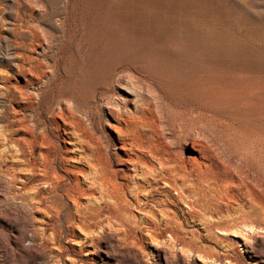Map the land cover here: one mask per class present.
<instances>
[{
  "label": "rangeland",
  "instance_id": "rangeland-1",
  "mask_svg": "<svg viewBox=\"0 0 264 264\" xmlns=\"http://www.w3.org/2000/svg\"><path fill=\"white\" fill-rule=\"evenodd\" d=\"M20 16L56 41L43 57L55 65L58 84L37 109L22 112L30 126L46 118L44 108L58 91L74 90L94 135L112 142L108 125L115 121L110 111L123 108L124 100L131 108L132 101H142L183 125L184 136L192 134L203 147V156L194 164L195 180L235 175L225 183L226 195L218 198L223 207L213 199L216 211L227 215L231 208L224 206L245 198L246 171L253 170L250 147L264 148V133H259L264 129V0H0V132L17 116L13 107H19L6 86L23 81L14 64L11 32ZM102 90L107 93L104 97ZM165 99L181 107L167 110L160 106ZM190 109L198 111L191 113ZM223 137L229 142L236 139L239 146L231 148ZM2 141L0 136V149L4 148ZM14 152L11 147L3 154L9 165L16 163ZM191 152L189 145L186 158ZM234 163L241 169L236 170ZM6 188L0 186V206L12 201ZM0 211L9 223L0 222V264H33L29 260L37 252L23 248L28 244L24 228L5 209ZM178 215L186 229L201 237V244L223 251V235L209 231L201 215ZM16 226L18 232L12 230ZM61 239L67 250L61 260L49 258L50 264H69L67 254L77 256L73 249L83 254L94 251L84 255L97 264H133L103 242L81 250L66 242L67 235ZM250 242L252 250L236 245L241 259L247 264H264V247ZM48 245L52 252H59L51 242ZM43 253L47 255L45 249ZM145 257L157 259L154 244L147 243ZM48 263L37 259L36 264Z\"/></svg>",
  "mask_w": 264,
  "mask_h": 264
},
{
  "label": "bare ground",
  "instance_id": "bare-ground-1",
  "mask_svg": "<svg viewBox=\"0 0 264 264\" xmlns=\"http://www.w3.org/2000/svg\"><path fill=\"white\" fill-rule=\"evenodd\" d=\"M15 25L11 28L14 64L23 81L6 86L19 107H13L17 116L0 132L4 147L0 149V183L10 189L12 197L0 209L24 228L28 244L23 248L37 252L29 262L61 260L67 250L61 239L64 234L70 246L79 245L82 250L103 242L133 264H247L236 245L252 250L250 241L254 240L264 247V170L259 169L264 168V148L250 147L253 170L246 171L245 198L224 206L231 208L225 215L212 202L214 199L223 207L218 198L226 195L225 183L235 175L195 180L194 164L203 156V147L192 134L184 136L183 125L142 101H132L131 108L124 100L123 108L110 111L115 121L108 125L112 142L94 135L74 90L58 91L42 110L46 118L30 126L22 112L37 109L58 84L55 65L43 57L56 41L45 31L30 27L22 16ZM106 94L101 91L102 97ZM112 96L119 100L114 93ZM160 106L167 110L181 107L169 99ZM197 111L190 109L191 113ZM222 140L231 148L239 146L236 139ZM189 145L192 152L186 158ZM11 147L15 149L14 165L3 157ZM234 166L241 169L237 163ZM6 195L1 194L3 199ZM177 211L201 215L209 231L223 235V251L201 244V237L183 226ZM0 222L6 223L5 218L0 216ZM17 226L12 230L18 232ZM48 242L59 252H52ZM147 243L155 245L156 262L145 257ZM73 250L81 258L67 254L69 264H97L84 255L94 251Z\"/></svg>",
  "mask_w": 264,
  "mask_h": 264
}]
</instances>
